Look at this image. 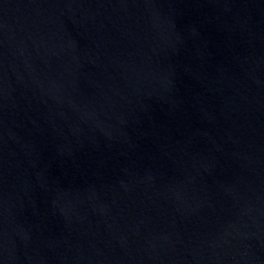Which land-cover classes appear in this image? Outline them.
<instances>
[{
	"label": "water",
	"instance_id": "1",
	"mask_svg": "<svg viewBox=\"0 0 264 264\" xmlns=\"http://www.w3.org/2000/svg\"><path fill=\"white\" fill-rule=\"evenodd\" d=\"M0 264H264V0H0Z\"/></svg>",
	"mask_w": 264,
	"mask_h": 264
}]
</instances>
